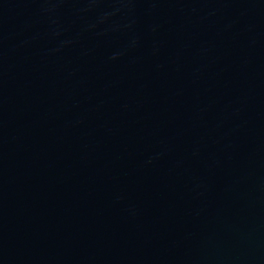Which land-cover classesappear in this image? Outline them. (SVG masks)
Masks as SVG:
<instances>
[{
	"label": "water",
	"instance_id": "1",
	"mask_svg": "<svg viewBox=\"0 0 264 264\" xmlns=\"http://www.w3.org/2000/svg\"><path fill=\"white\" fill-rule=\"evenodd\" d=\"M0 264H264V0H0Z\"/></svg>",
	"mask_w": 264,
	"mask_h": 264
}]
</instances>
